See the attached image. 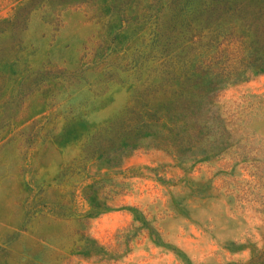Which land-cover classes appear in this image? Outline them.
Listing matches in <instances>:
<instances>
[{
    "label": "rangeland",
    "instance_id": "374dc122",
    "mask_svg": "<svg viewBox=\"0 0 264 264\" xmlns=\"http://www.w3.org/2000/svg\"><path fill=\"white\" fill-rule=\"evenodd\" d=\"M139 9L0 0V264H246L264 249V73L219 92L215 134L190 150L145 139L110 168L80 155L138 85L123 68ZM90 182L110 208L88 213Z\"/></svg>",
    "mask_w": 264,
    "mask_h": 264
},
{
    "label": "trees",
    "instance_id": "16d2710c",
    "mask_svg": "<svg viewBox=\"0 0 264 264\" xmlns=\"http://www.w3.org/2000/svg\"><path fill=\"white\" fill-rule=\"evenodd\" d=\"M140 2L141 36L131 46L140 58L136 63L131 52L123 68L130 74L138 68L132 82L138 85L120 114L89 130L80 145L82 158L105 159L108 168L145 139L176 154L207 140L215 134L210 109L219 92L264 73V0ZM92 183L86 184L89 214L110 208ZM246 264H264V249Z\"/></svg>",
    "mask_w": 264,
    "mask_h": 264
}]
</instances>
